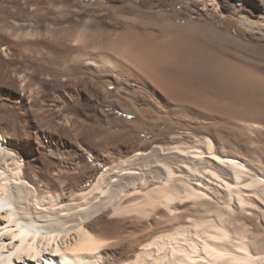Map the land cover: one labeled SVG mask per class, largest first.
Masks as SVG:
<instances>
[{"label": "bare ground", "instance_id": "obj_1", "mask_svg": "<svg viewBox=\"0 0 264 264\" xmlns=\"http://www.w3.org/2000/svg\"><path fill=\"white\" fill-rule=\"evenodd\" d=\"M130 35L132 58L167 104L202 108L206 118L220 119L219 128L234 123L242 137L247 129L264 136L255 124L237 122H264V76L219 49L236 41L233 35L171 20L152 30L136 26ZM124 115L138 118V112ZM7 126L0 109V264H264V236L252 239L246 226L255 221L247 211L264 207L263 181L235 152L218 153L211 138L147 142L96 170L86 187L61 169H34ZM255 213L264 218V211ZM118 218H132L141 233L116 238L110 227Z\"/></svg>", "mask_w": 264, "mask_h": 264}, {"label": "rangeland", "instance_id": "obj_2", "mask_svg": "<svg viewBox=\"0 0 264 264\" xmlns=\"http://www.w3.org/2000/svg\"><path fill=\"white\" fill-rule=\"evenodd\" d=\"M170 20L233 35L236 41L219 49L264 76V0H0V109L22 159L34 169H61L88 187L104 165L134 148L194 134L211 138L218 153L235 152L264 184V136L247 129L242 137L232 122L219 128L220 119L206 118L196 106L171 107L163 91L145 81L146 69L129 50L130 34L136 26L152 30ZM76 33L84 40L78 42ZM124 110L138 112V118L125 117ZM237 120L264 132V122ZM159 122V129L153 127ZM178 126L186 131L170 130ZM252 209L249 235L264 236V218L255 213L264 207ZM128 219L114 220L112 235L138 236Z\"/></svg>", "mask_w": 264, "mask_h": 264}]
</instances>
